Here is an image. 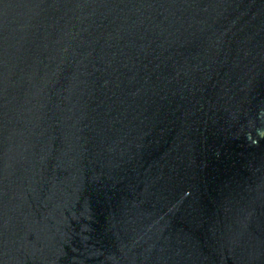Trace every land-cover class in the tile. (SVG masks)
<instances>
[{
  "label": "water",
  "instance_id": "95a60500",
  "mask_svg": "<svg viewBox=\"0 0 264 264\" xmlns=\"http://www.w3.org/2000/svg\"><path fill=\"white\" fill-rule=\"evenodd\" d=\"M0 264H264V0H0Z\"/></svg>",
  "mask_w": 264,
  "mask_h": 264
}]
</instances>
